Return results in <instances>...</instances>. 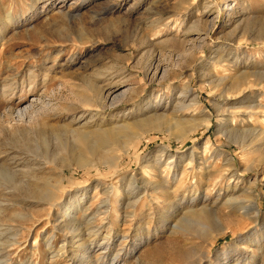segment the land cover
Masks as SVG:
<instances>
[{
	"label": "rangeland",
	"instance_id": "rangeland-1",
	"mask_svg": "<svg viewBox=\"0 0 264 264\" xmlns=\"http://www.w3.org/2000/svg\"><path fill=\"white\" fill-rule=\"evenodd\" d=\"M0 32V264H264V0H0Z\"/></svg>",
	"mask_w": 264,
	"mask_h": 264
},
{
	"label": "bare ground",
	"instance_id": "bare-ground-1",
	"mask_svg": "<svg viewBox=\"0 0 264 264\" xmlns=\"http://www.w3.org/2000/svg\"><path fill=\"white\" fill-rule=\"evenodd\" d=\"M7 15V14H6ZM8 20H11V17H8ZM177 21H174V20H171L169 19L168 21H166V23L164 24V26H173L174 28H177ZM3 29V26L2 28ZM0 35H1V32H0ZM29 75L32 76V78L34 79V82L36 81L35 80V75L33 76V74L31 73V71H29ZM46 76V75H45ZM13 82V81H12ZM42 85H45L46 87L48 86L47 85V81L45 78L42 79L41 81ZM33 86H30V90L29 91H34V88H32ZM89 87V86H87ZM92 87V86H91ZM89 87V90H90V94H89V97H86L85 99L81 98L80 101H81V104L83 105H87L90 106V105H93V104H96V106H99V108H104V104H103V100L101 97H106V98H109L111 97V101H109V104L108 106H112L114 104H117L120 99L123 97V93H115V89H108V91L104 93V91H100L99 93L95 90V88H91ZM48 88V87H47ZM16 89L18 90V86L16 85V83H11V82H8L7 80L6 81H2L0 82V96L2 97H8L7 99H11L12 96L15 95V92H16ZM88 89V88H87ZM99 89V88H98ZM102 90V88H101ZM20 93H23V85L21 84V88H20ZM87 91V90H86ZM88 93V91H87ZM21 96V94L19 95ZM86 96V95H85ZM40 98V97H38ZM105 99V98H103ZM39 100V99H38ZM8 102V101H7ZM182 102V101H181ZM22 104V103H21ZM50 103L47 101H41L40 105L36 108V103L35 102H29L27 105L23 106V107H18L15 109V112L17 115L19 116H28V117H36L39 113L45 111V108H47ZM107 105V104H106ZM184 105V104H183ZM183 105L181 104L180 106L183 107ZM149 111L153 109V106L149 107L148 108ZM147 109V110H148ZM179 108H177L178 110ZM11 111V110H10ZM14 111V110H13ZM129 112V111H128ZM177 112V111H176ZM178 112H180L178 110ZM98 113V112H97ZM130 113V112H129ZM242 113V112H241ZM180 114V113H179ZM202 114L204 115V117L202 118L203 122L202 123H199L197 126H191L190 128H187L185 129V126L182 124V122L180 121H175L173 122L171 125L172 127L178 131L179 134H182L184 133V131L186 132L184 135H181L179 136L178 138L181 137V139L194 132L199 126L201 125H205V126H208V123H209V120H208V116L205 112H202ZM234 114V113H233ZM243 114V113H242ZM246 114V113H245ZM244 114V115H245ZM125 117L127 116H121V120L122 122L119 123V122H116L115 125L116 126H112V128L109 130V134L111 135V139H112V142L114 145H116V147L119 148V154L117 156V159H120L121 156L123 155V153H126L129 151V149L137 143V140L140 139V138H143L147 132L151 131L152 129H155V128H158V121H163L165 120V118L167 117L166 116V113H159L157 114L155 111H150L149 112V115H146L138 120H135V121H124L125 120ZM166 121V120H165ZM160 123V122H159ZM171 127V126H170ZM171 127V129H172ZM98 130V129H97ZM232 130V129H231ZM234 130V129H233ZM107 131V130H106ZM245 131V130H244ZM107 133V132H106ZM84 134V133H83ZM86 135V134H85ZM84 135V136H85ZM82 137V136H81ZM80 137V138H81ZM87 139V137H86ZM110 139V140H111ZM85 140V139H84ZM247 140V138H246ZM43 144L46 146V148H49L48 146V142L47 141H44ZM112 144V143H111ZM238 145L240 148H243L245 146L244 142H241L239 143L238 142ZM47 151L49 149H46ZM45 150V151H46ZM118 150V149H117ZM88 151V150H87ZM90 151V150H89ZM48 154V152H46ZM161 153V152H160ZM163 154V153H161ZM161 156V155H160ZM160 158V157H159ZM82 159V158H81ZM110 159V158H109ZM113 159V158H112ZM190 162H192L194 160L193 157H191L190 159ZM78 161V159H77ZM111 161H114V160H111ZM118 161V160H117ZM52 162V161H51ZM175 161L173 160H170L169 162H167V166L166 167H171V165H173ZM47 166L48 164L50 163V158L46 155L45 157V162H44ZM83 163V162H82ZM115 163V162H113ZM155 168H157L158 165L161 164V161L160 159H157L155 161ZM117 165V164H116ZM67 166V165H66ZM166 167H163V169L165 170ZM50 168V167H49ZM48 169V167H47ZM49 171V170H48ZM50 173V172H49ZM64 174V173H63ZM176 176V175H175ZM174 176V177H175ZM45 180V183L43 185V191H42V195H41V198L44 200V201H47L49 205L51 206H54L56 205V198H55V195H54V191H53V188L55 187L54 184H51L50 180H48V178H44ZM56 183V182H55ZM145 183V182H144ZM147 183V182H146ZM163 183V182H162ZM162 183L158 182H152L150 183V186L152 189H155V188H161L163 187ZM59 184V183H58ZM149 184V182H148ZM147 184V185H148ZM150 188V189H151ZM46 202V203H47ZM11 229V228H10ZM16 234V233H15ZM14 234V235H15ZM13 236V235H12ZM16 236V235H15ZM13 238V237H12ZM50 238V237H49ZM16 239V237L14 238ZM12 240V239H11ZM15 242V240H14ZM66 244H62L61 245V248L65 249L66 247ZM83 249H85L87 247L86 244H82L81 246ZM58 255V254H57ZM53 260V259H52Z\"/></svg>",
	"mask_w": 264,
	"mask_h": 264
}]
</instances>
